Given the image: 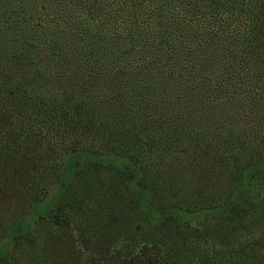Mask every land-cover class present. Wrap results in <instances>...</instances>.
<instances>
[{
    "label": "trees",
    "instance_id": "16d2710c",
    "mask_svg": "<svg viewBox=\"0 0 264 264\" xmlns=\"http://www.w3.org/2000/svg\"><path fill=\"white\" fill-rule=\"evenodd\" d=\"M0 264H264V0H0Z\"/></svg>",
    "mask_w": 264,
    "mask_h": 264
}]
</instances>
